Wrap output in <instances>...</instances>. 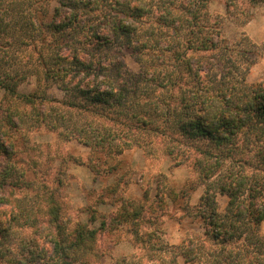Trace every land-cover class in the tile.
I'll list each match as a JSON object with an SVG mask.
<instances>
[{
	"label": "trees",
	"instance_id": "trees-1",
	"mask_svg": "<svg viewBox=\"0 0 264 264\" xmlns=\"http://www.w3.org/2000/svg\"><path fill=\"white\" fill-rule=\"evenodd\" d=\"M211 1L0 0V33L20 32L24 56L15 64L0 59V208L16 207L9 218L0 209V239L23 227L36 238L21 239V261L0 241V264H90L99 257L97 230L80 222L68 227L51 188L42 198L8 195L37 181L17 162L19 141L27 151L26 132L40 127L112 157L165 143L166 155L190 162L198 174L184 196L204 187L187 214L202 221L205 237L188 238L179 253L169 246V264H178V255L192 264H264V79L247 83L264 48L246 34L226 40ZM225 1L230 14L240 0ZM125 55L135 58L138 72L126 67ZM19 66L22 79L14 73ZM29 74L56 86L63 100L39 89L20 95ZM218 195L228 197L224 212ZM121 209L116 226L130 225L135 241L147 246L154 234L141 232V208ZM38 211L42 219L32 217ZM147 249L158 263V249Z\"/></svg>",
	"mask_w": 264,
	"mask_h": 264
},
{
	"label": "rangeland",
	"instance_id": "rangeland-1",
	"mask_svg": "<svg viewBox=\"0 0 264 264\" xmlns=\"http://www.w3.org/2000/svg\"><path fill=\"white\" fill-rule=\"evenodd\" d=\"M56 6L55 1L49 4L50 15ZM237 6L228 14L225 0L211 1L209 11L215 18L222 20V36L235 42L246 34L264 48V5L240 0ZM246 17L250 18L248 23H236L245 21ZM0 34V59L5 56L4 60L10 64L22 61L24 56L19 52L22 43L19 41L20 32ZM30 60L35 62V56ZM123 61L131 72L139 71L140 66L133 56L125 55ZM20 68L17 67L14 72L18 73V78H21ZM23 69L28 71L29 67ZM30 75L19 84L17 91L20 95H29L39 89L46 91L49 99L63 100L64 93L56 86L40 85L37 78ZM263 79L264 57L251 69L247 83L256 84ZM4 96V90H0V102ZM25 139L28 148L23 151L19 141L18 151L21 153L17 165L18 168L22 167L29 180L36 178L37 181L23 190L9 189L8 195L42 198L44 190L51 188V195L60 205L63 217H68L66 219L69 221H64L68 227L73 228L75 223L80 222L91 230H97L93 248L99 257L92 258L90 264H169V257L164 252L169 246L179 253L188 238L205 237L202 221L187 214L189 207L199 204L204 187H198L190 198L184 196L182 191L186 184L197 182L198 174L190 162L181 163L166 155L165 143H154L150 153L135 147L118 157H112L99 152L92 153L77 140L64 141L57 131L46 127L26 132ZM28 159L33 161V166ZM43 186L46 188L43 189ZM217 199L220 210L224 212L228 197L218 195ZM130 205L141 208V232L154 234L152 240H147V246L135 241L130 225L123 223L116 226L117 221L114 219L121 207V211H124ZM41 207L44 208L42 201ZM0 209L6 211V217L9 218L16 207L11 205ZM43 216L38 211L32 217L42 219ZM21 221L23 223L24 220ZM103 223L105 225L102 227ZM26 235H29L30 241L36 239L33 230L25 227L16 228V233L11 234L9 240L0 239L5 247L14 251L13 258L17 261H21L17 253L20 252L21 239ZM153 245L158 249V263L151 259L153 252L147 249ZM177 263L192 264L179 255Z\"/></svg>",
	"mask_w": 264,
	"mask_h": 264
}]
</instances>
